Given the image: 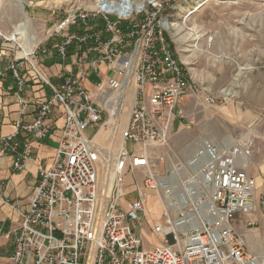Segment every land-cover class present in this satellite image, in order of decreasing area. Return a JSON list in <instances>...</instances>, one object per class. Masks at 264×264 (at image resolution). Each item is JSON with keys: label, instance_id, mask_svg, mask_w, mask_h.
<instances>
[{"label": "built area", "instance_id": "1", "mask_svg": "<svg viewBox=\"0 0 264 264\" xmlns=\"http://www.w3.org/2000/svg\"><path fill=\"white\" fill-rule=\"evenodd\" d=\"M139 13L121 16L99 9L69 10L49 33V37L60 36V40L49 51L43 49V54L52 51L67 60L71 46H91L77 53L78 71L59 84L46 75L38 59V47L25 55L20 54L24 47L19 44L20 50L11 54L10 69L19 91L28 80L21 69L24 63L51 93L32 122L17 121L15 132L6 136L0 133L3 152L14 155V168H25L33 158L32 139L50 136L57 107L64 122L53 163L49 168L39 167L41 179L27 208L22 210L20 202L14 201L21 220L14 230L9 264H264V256L249 252L235 227L238 214L253 210L256 182L248 171L253 139L239 135L226 146L204 142L186 165L198 166L196 175L202 179L189 167L190 176L180 178L184 187L189 180L196 185L184 191L186 198L179 187L161 179L152 168L150 148L169 143L174 120L182 115L175 111L176 106L181 98L198 94L191 85L189 70L175 56L163 29L153 22L155 14L147 11L145 19H137ZM99 14L104 22L102 30L84 28ZM9 42L11 39L0 32V49L10 50ZM129 64L136 92L122 131V144L114 162L109 163L111 157L107 158L95 136L87 137L84 129L97 126L98 132L106 124L111 116L108 104L119 105ZM103 66L107 71L94 92L88 86V76L92 72L101 74ZM204 100L209 105L216 102L210 95ZM22 132L25 139L21 146L17 138ZM128 143L137 149L129 151ZM106 162L109 168L105 170ZM135 171L142 173V185L134 190L136 198L127 201V177ZM146 190L171 197L168 204L162 202L167 238L149 249L137 230L147 215ZM197 191L199 196L191 199ZM0 199L9 202L1 191ZM204 204L208 205L206 215ZM191 213L197 214L198 226L189 219Z\"/></svg>", "mask_w": 264, "mask_h": 264}, {"label": "rangeland", "instance_id": "2", "mask_svg": "<svg viewBox=\"0 0 264 264\" xmlns=\"http://www.w3.org/2000/svg\"><path fill=\"white\" fill-rule=\"evenodd\" d=\"M71 9L96 12V0H27L22 5L17 0H0V32L8 38L13 33L24 36L27 31L29 35H34V48L38 47L41 64L40 59L52 53L43 54L42 50L46 48L49 51L52 44L60 40V36L49 37V33ZM147 11L155 14L153 22L163 29L175 56L189 70L191 85L198 94L191 97L190 118L180 121V127L177 124L172 128L169 143L150 148L152 168L163 178L174 172L176 165L185 163L202 140L226 146L233 143L237 136L246 135L244 113L247 101L264 104V0H152L136 18L145 19ZM166 19L178 23L181 28L167 29L163 24ZM102 22L103 17L99 14L92 17L84 28L102 30ZM10 39V50L6 51L14 54L20 50V41ZM75 49L82 52L80 46ZM105 73L101 70V74H89L88 84L93 86L91 89L94 92L98 90ZM132 79L126 110L111 126L113 133L108 132L102 142H98L105 154L104 150L110 149L109 163L114 162L122 144V131L136 92L134 75ZM224 88L231 89L232 94H224ZM207 95L215 97L213 105L205 102ZM104 118L108 119L107 112ZM104 127L107 129V124ZM102 128L97 132V126H88L84 134L96 137ZM128 149L133 151L137 148L129 143ZM189 174L191 171L186 167L179 177L187 179ZM127 184L130 194L126 199L129 201L137 196L134 190L142 185V173H131ZM146 193L147 215L141 219L137 230L143 237L144 247L149 249L167 238L168 225L156 192L146 190Z\"/></svg>", "mask_w": 264, "mask_h": 264}, {"label": "crops", "instance_id": "3", "mask_svg": "<svg viewBox=\"0 0 264 264\" xmlns=\"http://www.w3.org/2000/svg\"><path fill=\"white\" fill-rule=\"evenodd\" d=\"M76 49L67 60L53 52V54L48 53L50 56L40 59L46 75L52 82L59 84L71 72L78 71L75 62L79 52ZM11 62V53L0 49V133L5 136L15 132L17 121L32 122L40 104L51 97L48 87L38 81L24 63L21 64V69L22 73L28 76V80L24 89L19 91L18 81L10 69ZM102 71H107L106 66L102 67ZM88 86L93 87L89 84ZM191 100V97L181 98L176 109L177 113L182 112V115L176 116L173 127L177 124L180 127V121L190 118ZM244 117L246 137L255 141L253 153L249 158L248 171L255 178L256 184L253 193V210L238 214L235 227L243 235L249 252L264 256V104L254 100L247 101ZM63 122L62 112L57 107L52 118L50 136L42 140L31 138L34 156L21 170L14 168V155L4 153L0 146V181L3 182L0 191L9 200L6 202L0 199V264H9L14 249V230L21 220L14 201L20 202L22 210L27 208L31 194L41 179L39 167L49 168L53 163ZM24 139L25 135L22 132L17 138L21 146Z\"/></svg>", "mask_w": 264, "mask_h": 264}, {"label": "bare ground", "instance_id": "4", "mask_svg": "<svg viewBox=\"0 0 264 264\" xmlns=\"http://www.w3.org/2000/svg\"><path fill=\"white\" fill-rule=\"evenodd\" d=\"M19 2L20 5H22L25 1L27 0H17ZM152 0H96V7L97 9L101 10V11H105L108 13H115V14H119L121 16H125V15H129L131 12L134 11H141L143 10ZM156 1V0H154ZM164 26L167 29H175V30H179L181 28V25H179L178 23H171L168 19H166L164 21ZM28 29V25L26 24V31ZM10 38H12L13 40H19L20 44L24 47V51L23 54H29L34 50V40L36 39V37L34 35H29L28 31L26 32V35L22 36L19 33H13L12 35H10ZM121 64V62H119ZM127 78L125 79V83H124V89L122 92H120V96L121 99H119V105L117 106L115 103H109V109L111 112V116L108 119V121L106 122L107 124V129L103 126L102 130H100V132L98 133V135H96L95 137V141L101 143L103 138L105 137V135L108 132H112L114 131V129L111 127L114 122L117 120V118L123 114V112L126 110L127 108V96L129 94V88H130V84L131 82H133L132 77H131V73H132V66L131 64L128 65V69H127ZM224 94L230 95L232 94L231 89L228 88H224L223 90ZM107 136V135H106ZM100 139V140H99ZM206 142V140H202L199 144L198 147L196 148V150L203 145V143ZM112 145L110 144V147ZM108 147V148H110ZM196 150L190 155V157H188V159L186 160L185 163H183L184 165L182 166H175V171L172 172L171 176L165 178H161V179H167L166 181H169L172 183V185L174 187H179L181 194L186 198V194L184 193V191H189L190 189L195 188V183L193 180H189V184L186 185L185 187L181 184V180L179 176H182L184 174V169L188 164H190V160L192 159L193 154L196 152ZM105 152H107L108 156L107 158L110 157V149H106L104 150ZM107 163V162H106ZM104 163V167H108L109 168V163ZM189 169L193 172V174H197L199 167L198 166H190ZM197 178L202 179L201 175H196ZM114 177V171H112L111 175H110V181H109V187H111V183H112V179ZM199 191H197V193L193 196V198L191 199H195L199 196L198 194ZM161 204L163 202V200L165 201L166 204H168L171 201V197L169 196V194L166 193V195H162L161 197L158 196ZM186 200V199H185ZM187 201V200H186ZM188 201L190 202V199H188ZM207 208L208 205L204 204L203 205V213L206 215L207 213ZM189 219L191 220L192 224L194 226H198L200 224L199 218L197 217L196 213H191L189 214Z\"/></svg>", "mask_w": 264, "mask_h": 264}, {"label": "trees", "instance_id": "5", "mask_svg": "<svg viewBox=\"0 0 264 264\" xmlns=\"http://www.w3.org/2000/svg\"><path fill=\"white\" fill-rule=\"evenodd\" d=\"M102 24V26H103V28H104V22H102L101 23ZM93 30H96V29H93ZM165 36V35H164ZM105 37H109V34H105ZM165 38H166V36H165ZM166 40H167V38H166ZM167 42H168V44H169V46H170V48L172 49V46L170 45V43H169V41L167 40ZM87 48V46H83L82 47V51L84 50V49H86ZM75 48H74V46H71L70 48H69V51H68V56H70V55H72L73 53H74V50ZM173 50V49H172Z\"/></svg>", "mask_w": 264, "mask_h": 264}]
</instances>
